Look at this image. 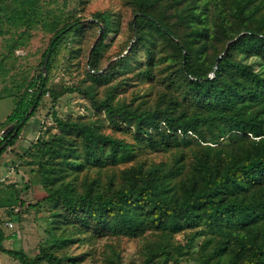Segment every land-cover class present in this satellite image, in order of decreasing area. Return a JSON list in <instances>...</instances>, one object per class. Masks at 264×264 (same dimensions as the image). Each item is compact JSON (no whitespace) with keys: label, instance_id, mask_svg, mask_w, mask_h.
<instances>
[{"label":"trees","instance_id":"16d2710c","mask_svg":"<svg viewBox=\"0 0 264 264\" xmlns=\"http://www.w3.org/2000/svg\"><path fill=\"white\" fill-rule=\"evenodd\" d=\"M119 1L126 15L88 13L92 0H0V22L50 34L0 124V157L52 103L51 126L18 156L31 159L47 237L30 258L3 248L0 229V252L122 264L123 244L140 240L138 264H264V0ZM59 60L75 83L51 82ZM68 93L90 114L59 116Z\"/></svg>","mask_w":264,"mask_h":264},{"label":"rangeland","instance_id":"374dc122","mask_svg":"<svg viewBox=\"0 0 264 264\" xmlns=\"http://www.w3.org/2000/svg\"><path fill=\"white\" fill-rule=\"evenodd\" d=\"M103 9H110L123 15L126 13L119 0H92L87 8V12L90 13ZM127 18L128 15L125 20ZM124 25L122 26L123 32L125 30ZM124 37H126L125 34L110 36L108 39V43L111 44L109 49L110 54L118 49ZM49 38L50 34L41 27H34L28 32L23 33L22 27L9 24L1 19L0 123L5 120L6 116L13 109L14 97H19L31 78L36 76L39 70L41 54ZM13 44H17V46L11 52L10 47ZM251 64H254L257 68L256 63L251 62ZM79 78L80 75L77 72L73 71L71 74H67L64 71L61 60L56 63L51 72V82L55 85L59 83L70 85L75 83ZM54 109L61 117L90 114L82 98L72 93L61 97L56 102ZM51 110L52 103L45 96L34 116L27 122L21 132L19 137L20 151L13 155L6 154L4 159L0 160V229L5 236L2 247L9 250H20L30 258L35 257L47 237L48 207L44 204L36 208L32 207L38 202L41 187L31 182V175L27 166V162L31 159L25 156L23 160H19L18 156L51 126ZM105 131L109 132L108 129ZM14 198H17V203L14 202ZM19 201H23L24 206H20ZM11 210L14 213H9ZM176 239L184 242L181 235L177 236ZM105 242V240H101L97 243L95 247L97 254L100 253V248ZM141 245L140 240L126 241L122 248V264H138ZM84 248L75 246L72 251L75 254H82L87 249ZM0 264L21 263L9 255L0 252ZM83 264H89V260Z\"/></svg>","mask_w":264,"mask_h":264},{"label":"water","instance_id":"95a60500","mask_svg":"<svg viewBox=\"0 0 264 264\" xmlns=\"http://www.w3.org/2000/svg\"><path fill=\"white\" fill-rule=\"evenodd\" d=\"M48 57H49V50H48L47 53L45 54V57H44L43 62H42V67H41V68H42V71H43L44 74L46 73V63H47ZM218 60H219V57H218L217 61H218ZM212 76H213V75H212ZM212 76H211V77H212ZM11 128H12V126L8 127L7 130H6L5 132H3V134H2V138H4V135H5L6 133H8V131H9ZM13 134H15V131L13 132ZM6 145H7V141L3 142V143L0 145V151H1V149L4 148Z\"/></svg>","mask_w":264,"mask_h":264},{"label":"crops","instance_id":"0c3cea01","mask_svg":"<svg viewBox=\"0 0 264 264\" xmlns=\"http://www.w3.org/2000/svg\"><path fill=\"white\" fill-rule=\"evenodd\" d=\"M7 117V116H6ZM5 121V120H4ZM4 121H2V123L4 122ZM2 123H0V124H2ZM19 146V147H18ZM19 148H20V142H19V139H18V141L15 143V145L13 146V147H10V148H8L5 152H4V154L2 155V157H0V160L1 159H4V157H5V155L6 154H11V155H13V154H15V153H18L20 150H19ZM2 163H4V162H2ZM0 167H1V165H0ZM0 171H1V169H0Z\"/></svg>","mask_w":264,"mask_h":264}]
</instances>
